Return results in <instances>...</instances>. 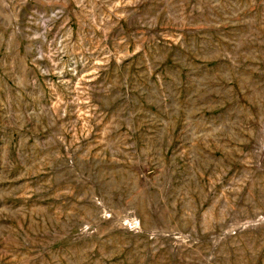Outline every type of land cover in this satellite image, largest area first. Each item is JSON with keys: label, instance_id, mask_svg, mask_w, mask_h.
I'll return each mask as SVG.
<instances>
[{"label": "rangeland", "instance_id": "rangeland-1", "mask_svg": "<svg viewBox=\"0 0 264 264\" xmlns=\"http://www.w3.org/2000/svg\"><path fill=\"white\" fill-rule=\"evenodd\" d=\"M0 264H264V0H0Z\"/></svg>", "mask_w": 264, "mask_h": 264}]
</instances>
